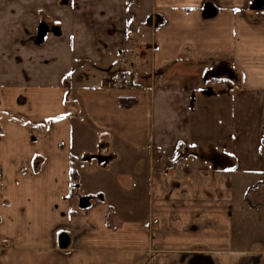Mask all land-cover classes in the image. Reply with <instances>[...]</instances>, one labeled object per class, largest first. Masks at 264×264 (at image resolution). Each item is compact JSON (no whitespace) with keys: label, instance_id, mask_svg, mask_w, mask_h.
<instances>
[{"label":"crops","instance_id":"0c3cea01","mask_svg":"<svg viewBox=\"0 0 264 264\" xmlns=\"http://www.w3.org/2000/svg\"><path fill=\"white\" fill-rule=\"evenodd\" d=\"M262 2L0 0V264H264Z\"/></svg>","mask_w":264,"mask_h":264},{"label":"rangeland","instance_id":"374dc122","mask_svg":"<svg viewBox=\"0 0 264 264\" xmlns=\"http://www.w3.org/2000/svg\"><path fill=\"white\" fill-rule=\"evenodd\" d=\"M253 1L255 2V4H259V3H263L262 1H264V0H253ZM208 115H209L208 112L206 113V115L202 114L201 119H200V121H201V123H200V126H201L200 131H203L205 129L206 134L209 136L210 130L214 127V122L212 121V119ZM87 154H88V156L94 155V153H87ZM127 155H128L127 151H125L122 154H120V156H123V158H121V160H120V158L118 157V160L116 162L119 167H126L127 164H125V162H123V161H125V160L129 161V160H127V157H126ZM91 161L92 160H88V163L91 162ZM117 165H115V163H114L113 165L108 166L107 169H105V170H107L105 173H102L101 169L100 170L97 169L96 171H92V172H90V171L87 172V171L84 170V173H83V188H86L87 185L94 183V181H96V180H98L97 181L98 185L104 184L107 179H108V181H110V183H112L111 182L112 180L118 178L117 175H118V171L119 170H117ZM85 168H87V167L85 166ZM108 181H107V183H108ZM113 187L114 186H112V191H113L112 192V195H113L112 197H117V198H114V200L115 199L117 200L118 198H121V200H122V198L127 199V198H129L131 196V194H128V193H124V194L120 193V194H118L117 192H114ZM258 188H260V187H258ZM114 189H115V187H114ZM263 189L261 191L264 194ZM253 194H254V191H250L249 192V196H253ZM96 195H99V194H96ZM263 197H264V195H263ZM127 204L131 206L134 203L133 202L123 203L124 206H127ZM245 208H246V211L248 210L250 213L252 212V210H254L252 208H247V207H245ZM259 211L262 214L260 216L261 217L260 221H262L263 226H264V212L261 211V210H259ZM249 217H250V215L248 216V221L250 219V223H252V218L251 217L249 218ZM259 233H260L261 237L264 236L263 228L262 229L254 228V229H252V232H250L249 234L251 236L255 237L256 235L259 236Z\"/></svg>","mask_w":264,"mask_h":264},{"label":"built area","instance_id":"2783aa9c","mask_svg":"<svg viewBox=\"0 0 264 264\" xmlns=\"http://www.w3.org/2000/svg\"><path fill=\"white\" fill-rule=\"evenodd\" d=\"M108 84L113 89L129 88L133 84V74L131 70L122 71L113 75Z\"/></svg>","mask_w":264,"mask_h":264},{"label":"water","instance_id":"95a60500","mask_svg":"<svg viewBox=\"0 0 264 264\" xmlns=\"http://www.w3.org/2000/svg\"><path fill=\"white\" fill-rule=\"evenodd\" d=\"M87 206H88V201L87 200L82 201V203L80 204L81 208H85ZM68 242H69V238L65 234H62L59 237V243H60V247L61 248H65L67 246Z\"/></svg>","mask_w":264,"mask_h":264},{"label":"trees","instance_id":"16d2710c","mask_svg":"<svg viewBox=\"0 0 264 264\" xmlns=\"http://www.w3.org/2000/svg\"><path fill=\"white\" fill-rule=\"evenodd\" d=\"M133 101L132 100H125V99H122L121 101H120V106L121 107H124V108H128V107H131L132 105H133ZM72 177H73V179H75V175H74V173H72Z\"/></svg>","mask_w":264,"mask_h":264}]
</instances>
